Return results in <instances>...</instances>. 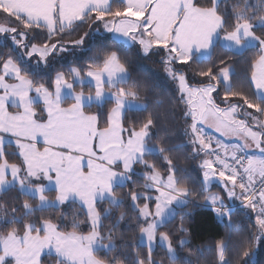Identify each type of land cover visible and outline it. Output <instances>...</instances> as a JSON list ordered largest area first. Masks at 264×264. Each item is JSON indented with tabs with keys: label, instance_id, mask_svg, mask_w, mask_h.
I'll return each mask as SVG.
<instances>
[{
	"label": "snow or ice",
	"instance_id": "snow-or-ice-1",
	"mask_svg": "<svg viewBox=\"0 0 264 264\" xmlns=\"http://www.w3.org/2000/svg\"><path fill=\"white\" fill-rule=\"evenodd\" d=\"M71 4L75 12L72 16L61 17V27H57L54 21L49 22L44 15L27 18L24 27L34 28L35 31L31 36L19 28H0V50L12 45L19 49L21 45L16 39L17 36L27 41L25 48L29 49L26 55L21 52L19 64L11 59L0 60V71L3 73L0 76V112H8V95H17L21 99L19 114L5 115L0 119V183L7 179L9 171L13 177L20 178L21 184L25 179L37 182L41 179L54 181L57 184L56 199L61 206L69 204L75 194L80 199L86 216L85 221L76 224L77 228L84 229L78 233H64L59 224L51 219H42V229L37 228L35 233H32V225H28L29 233L43 235L39 246L28 257L29 264H43V249L53 245L57 257L54 264L61 261H67V264H104L96 259L92 248L96 241L105 238V234L101 232L103 220L111 215V209L101 208L100 205L107 195L113 205L119 203L122 206L124 201H118L115 196L113 181L117 176L126 175L129 183L135 187L132 173L137 169L149 170L143 172L142 187L145 190L128 192L127 204L137 213L133 218L139 221V235L147 236L149 240L167 242L173 256L176 255V250L185 248L190 255L194 239L193 229L191 225L185 226L182 221L184 217H193L196 211L182 213L180 223H176L168 231H161L166 227V217L172 205L179 200L184 205L193 203L198 206L197 209L210 207L217 217H227L232 222L233 210L228 206L227 200L238 199L255 213L257 232L254 242L257 247L264 248V36L257 35V30L264 28V17L257 19L253 15L251 19H242L245 12H258L252 0H247L243 9L238 4L230 6L228 0H179V8L162 31L159 27L160 20L155 15L158 0H134L131 11L139 12V15L131 17L137 22L134 31L105 24L108 33L114 34L118 40L120 37L126 38L129 46H135L142 57L159 55L164 65V80L174 88L183 105L182 118L186 124L182 131L187 139L170 144H157L165 162L162 167L164 171H161V166H157L155 161L145 159L148 154L145 145L155 133L157 120L149 113L139 127H127L122 112L117 110L106 116V125H110L115 133L111 147L118 152V155L109 157L105 155V148L100 146L102 129L100 115L96 113V131L89 132V135L96 159L104 167L95 175L86 164L89 153L82 157L81 167L75 172L62 169L39 157L34 159V153H46L49 147L55 151L64 145H49L47 139L40 140L37 135L29 134L25 126V118L36 120L38 115L33 110V92L36 93L37 102L44 104L41 110L45 117L40 123L53 125L62 107V87L72 86L67 84L64 73L56 72L52 75L57 51L64 53L66 46L59 42L50 44V39L64 27L71 28L84 23L87 7L103 6L102 3L93 4V0H71ZM186 9L191 10L195 18H189ZM0 12H3L2 7ZM128 12L129 8L122 10L124 16ZM181 12H184V17ZM55 15L53 11V17ZM105 15L106 13L98 15L96 22H102ZM120 15L121 12L116 13L117 17ZM229 17L232 20L231 31L227 30ZM217 36L235 46L229 49L233 53L235 49L242 48L246 40L255 41L256 51L253 54L240 53L241 60L250 73L247 88L234 83L235 54L222 57L216 64L201 67L192 75L191 66L196 59L195 53L212 50ZM86 39H89L87 33L70 45L71 48L84 49L74 54L78 60L87 55L88 49L84 47ZM91 42L89 39V44ZM63 58L67 59L66 56ZM21 63L27 66L29 73L36 77L46 76L50 80L46 83L32 81L24 75ZM104 64L107 72H113V69L126 71V66L119 62V56L114 52L106 57ZM72 71L79 76V69L74 68ZM88 75L95 76L97 80L100 78L93 71H89ZM10 79L15 83H6ZM7 89H11V92ZM77 99L82 102L83 97ZM122 105L123 99L118 98L117 109L122 108ZM71 107L78 109L82 107V103ZM6 136L16 138L14 146L17 152L14 155L19 159V164L9 158ZM233 139L235 142H231ZM226 140L230 142L226 143ZM185 144L190 151H183V155L174 162L169 153L183 150ZM196 157H199L200 179L196 183H190L182 173L187 170L188 161H196ZM215 178H219L224 190L212 191V181ZM36 187L41 193L40 198L46 199L44 185L37 183ZM172 214L175 215L174 209ZM126 219V214H119L115 227L124 226ZM49 229L57 233L59 238L49 239L46 235ZM106 235L111 240V233ZM23 239L21 237L22 241ZM65 239L73 242V247L81 251L69 252L62 243ZM172 240H176L175 245L171 244ZM108 247L115 249V241ZM201 247L203 246L197 245V250ZM214 247L218 250V264H228L226 241L221 240ZM243 255L246 259L251 258L250 264H255L256 255L248 251ZM138 264H143V261ZM184 264L189 262L185 259Z\"/></svg>",
	"mask_w": 264,
	"mask_h": 264
},
{
	"label": "trees",
	"instance_id": "trees-1",
	"mask_svg": "<svg viewBox=\"0 0 264 264\" xmlns=\"http://www.w3.org/2000/svg\"><path fill=\"white\" fill-rule=\"evenodd\" d=\"M228 2L230 6L238 4L240 9H243L247 0H228ZM252 2L258 12H245L242 19H251L253 15L257 19L264 17V0H258V3L256 0H252ZM125 8L126 4L123 0H112L111 7L107 12L87 14L84 17V23L71 28H63L60 33L55 34L50 39V44L59 42L64 46L71 45L73 42L81 39L85 33L89 34L96 24L103 23L105 19L115 17L117 12L122 13V10ZM3 12L7 13L5 10ZM104 13H106L104 20L96 22L97 16ZM8 15L14 20V25L20 31L28 33L29 36L35 34L34 28L24 27L26 22L22 18L17 17L13 13H8ZM231 25L232 20L229 17L228 31H231ZM257 35L264 36V28L258 29ZM91 41V44L86 43L88 51L84 59H76L75 53L71 51L60 54L62 62L53 63L54 70L52 75L54 76L56 72L62 71L75 91L92 94L96 91L94 86L76 82L70 68L73 66L78 67L82 74H85L90 69H101L105 65L106 57L113 52L117 53L119 61L126 66L129 72V79L116 87L107 88L115 92L124 89L130 93H135L136 95L133 98L143 104L141 108L126 110L123 117L125 126L139 127L141 121L148 117L149 113L157 120L155 133L147 142L149 146L156 148L157 151L148 153L145 159L155 161L157 166H161V171H164L162 167L165 166V162L157 148V144H170L186 140L187 138L183 135L182 131L185 127V121L182 118L183 105L176 96L174 88L164 80L162 74L164 65L161 63L159 55H152L147 58L142 57L135 46L125 45L107 34L97 36ZM255 51L256 45L248 47L242 52L233 53L224 47L220 41H217L213 46L209 58L195 59L191 66L192 75H195L201 67L216 64L222 57L235 54L236 67L234 71L236 75L233 77L234 83L247 88L250 73L242 62L240 53L251 55ZM65 56L67 59L62 60ZM9 58L17 64L20 63L21 56L13 45L0 50V60H7ZM90 65L91 68L89 67ZM20 67L24 68V75L36 83H46L48 79L50 80L49 77H36L34 74L29 73L27 66L23 63L20 64ZM223 87L224 85L222 84L221 88L223 89ZM71 102L72 100L67 98L64 104L68 105ZM114 105V100L106 99L102 103L86 105L84 110L87 113H99L101 128H105L108 126L106 125V116ZM36 108L38 113L37 119L42 121L45 117V113L41 110L43 107L37 104ZM172 133H175V135H172ZM6 151L9 153L10 159H14L17 164L20 163L19 159L14 155L17 152L15 146L7 144ZM183 151H190L187 144L184 145L183 150L171 152L169 155L173 157L175 162L183 155ZM196 159V161H188V168L182 173L184 178L190 183H196L200 179L199 157H196ZM140 171L139 169L133 171L132 179L135 187L129 181L115 187L114 194L117 196L118 201H124L122 206L119 203L113 205L110 200H103L100 205L101 208L111 209V215L104 217L103 220L101 232L105 234V238L101 240L102 247L96 251L98 258L108 264H138L141 260L143 264H184L185 259L189 264H218V250L214 245L218 244L221 240H225L228 264H250L251 258L246 259L243 255L245 251L256 255L254 258L255 264H264V248L257 247L254 242V235L257 232L255 213L245 205H242L238 199L235 201L227 200L229 205H237L233 209L232 222L227 217H217L210 207L197 209V205L189 203L177 208L175 215L166 221V227L161 231H168V229L174 228L176 223H180L182 213L196 211L193 217H184L182 221L185 226L191 225L193 229L194 239L190 255L187 248L176 250L174 258L169 256L167 249L163 246H158L156 249L149 251L147 245L139 241L140 235L137 228L139 221L133 218L137 216V213L127 204L129 191L139 192L145 190L142 187L144 180L142 178L143 174ZM217 189L224 190L220 184L212 186V191L215 192ZM47 194L53 198L56 195L55 190H49ZM121 213L126 214L127 219L124 226L116 228L115 222ZM42 219H51L53 222L59 224L62 231H84L83 227L77 228L76 224L85 221L86 216L83 207L76 201H71L66 206L50 205L39 207L36 196L24 193L17 186L0 192V224L4 225L5 231H14L21 234L27 230L28 225H32V230H36L37 228H41ZM109 232L111 233V240L106 235ZM112 241L116 243L115 249L108 247ZM171 244L175 245L176 240H172ZM197 245H202L203 247L197 250ZM106 248L107 251L105 250ZM48 258L49 256L43 258V264H49Z\"/></svg>",
	"mask_w": 264,
	"mask_h": 264
},
{
	"label": "crops",
	"instance_id": "crops-1",
	"mask_svg": "<svg viewBox=\"0 0 264 264\" xmlns=\"http://www.w3.org/2000/svg\"><path fill=\"white\" fill-rule=\"evenodd\" d=\"M126 4V8L134 6V0H123ZM112 0H93V4L102 3V7H93L89 6L86 9L85 16L90 13H101L107 12L111 7ZM62 5V6H61ZM0 7L3 8L7 13L0 12L1 17H8L10 19V23L14 24V20L8 15V13H13L17 17L22 18L25 22H27L28 17H39L46 15L49 22H55L56 26L59 27L62 25V16H72L75 12L74 7H72L71 0H0ZM179 8V0H158V4L156 7V18L160 20V30L162 31L165 27H167L168 20L171 19L173 15H175V10ZM53 11H55L56 15L53 17ZM187 11V16L189 18H195L193 12L191 10ZM198 15V14H197ZM181 16L184 17V12H181ZM0 19V21L2 20ZM43 26V24H42ZM67 28V27H64ZM220 41V43L230 49L235 48L234 45L231 44L230 41L222 40L219 36L216 37V41ZM214 43V45H215ZM213 45V46H214ZM254 40H246L242 48L235 49V52H242L246 48L254 46ZM213 49V48H212ZM212 50H202L195 53L197 59H207L210 57ZM10 59V58H9ZM8 60V59H7ZM12 60V59H11ZM14 62V61H13ZM120 62V61H119ZM16 63V62H15ZM121 63V62H120ZM79 69L78 67H71V73L76 82L80 84L92 85L95 88V92L92 94L83 93L75 91L73 86H63L60 92V104L62 107L59 109V117L57 121L53 125H42L40 120H32L31 118H25L26 120V130L29 134L37 135L38 139L43 140L47 139L49 141V145L51 144H61L64 147L53 151L51 147H49L46 153H34L33 158H41L47 162L53 163L62 169L67 171L75 172L77 169L81 167V159L84 157L85 153H89L90 155L86 158V164L90 166L91 172L93 175L96 174L97 171L103 169L104 165L102 162L96 159V154L92 150V142L91 135L89 132L95 133L96 131V122L94 119L93 113H87L84 110L86 105L92 103H102L106 99H112L115 102L114 107L111 109L110 113L114 111H121L122 116L127 109L131 108H141L143 104L133 98V94L124 89H120L118 92L108 89L107 87H116L120 83H124L129 79V72L127 71H117L113 69V72L105 71V65L101 69H90L86 71L85 74H82L79 70V76H77L72 69ZM93 71L94 73L100 76L99 80L95 78V76H89L88 72ZM62 72V71H60ZM59 73V72H57ZM64 73V72H62ZM65 74V73H64ZM3 73H0L2 76ZM66 77V76H65ZM30 79V78H29ZM67 84L72 85L66 78ZM6 83H15L14 80H7ZM122 90V91H121ZM8 92H11V89H7ZM128 95V96H127ZM78 97H83L82 102L77 99ZM33 110L37 112L36 105L39 104L44 107V104L41 102H37L36 93L33 92ZM71 99L72 102L68 105L64 104L65 99ZM118 98L123 99L122 108L117 109V100ZM8 103V112L3 113L0 112V119H3L5 115L10 114H19L21 112V99L17 95H8L7 97ZM82 103V107L78 109H73L72 105H80ZM52 106L51 104L49 105ZM17 119L19 117L17 116ZM101 137H100V146L105 148V155L111 157L118 155L116 149L111 147V142L113 141L115 133L111 129V126L108 125L105 128H101ZM7 144L15 145L16 138L5 137ZM228 142V141H226ZM231 142H235L234 139ZM145 148L148 150V153L157 151L156 148L145 145ZM135 171V170H134ZM149 171L148 169H143L140 173ZM128 177L125 176H117L113 183L115 187L117 185H123L128 182ZM39 183L37 181H33L31 179H25L21 184L19 177H13L11 171L8 173L7 179L0 183V192L6 191L10 187L17 186L24 193L30 194V190L34 188V186ZM53 190L57 196V184L53 183ZM219 183H214L213 185H218ZM212 185V186H213ZM221 185V184H220ZM222 191L221 189H217L215 192ZM107 195H105L104 199H107ZM227 200V198H226ZM237 200V199H236ZM71 201H76L81 205L80 199L73 194ZM235 201V200H230ZM184 204H180L178 206L181 207ZM177 210V207H175Z\"/></svg>",
	"mask_w": 264,
	"mask_h": 264
},
{
	"label": "rangeland",
	"instance_id": "rangeland-1",
	"mask_svg": "<svg viewBox=\"0 0 264 264\" xmlns=\"http://www.w3.org/2000/svg\"><path fill=\"white\" fill-rule=\"evenodd\" d=\"M132 7L131 6L128 7L129 12H128L127 16H124L121 13V15L119 17L115 16V17L110 18V19H105L103 23L96 24L95 27L92 29V31L88 34L89 39L93 40L95 37L103 36L105 34L110 35L111 37L115 38L114 34L108 33L105 30V24L112 26V27H115L117 29H126L129 31H134V29L137 27V22H134L131 19V17H133L135 15H139V12H132L131 11ZM1 18L2 17L0 15V19ZM0 28L11 29V28H18V27L14 24H11L10 19L8 17H4L0 21ZM22 32H24V31H22ZM16 39L20 42L21 47L18 49L15 47V45H13L14 48L19 52L20 56H21V52H23L24 55H26L27 52L29 51V49L25 48V42L26 41L22 40L19 36H17ZM89 39H86L84 42L85 48H86V43L87 44L89 43ZM79 40H77V41H79ZM119 41L125 45H129V42L124 37H120ZM83 50H84L83 48H79V47L71 48L70 45H67L66 51L64 53H66L68 51H71L73 53H77V52L83 51ZM60 54H62V53L58 50L57 55H56V59L53 61V63H61L62 62L60 60L61 59ZM63 59L64 58H62V60ZM185 124H186V122H185ZM226 141H228V140H226ZM228 142H230V141H228ZM228 142H226V143H228ZM53 183H54V181L49 182V181H45L43 179H41L39 181V184L44 185V194L47 197L44 200H42L40 198L41 193L38 190V188L36 187V185L34 186V188H32L30 190V193L37 197V202H38L39 207H45V206H50V205H55V206L61 205L59 203V201L56 199V196H55V198H53L47 194V191L53 190V188H52L53 186H51V185H54ZM214 183H219V184H221V186H223V184L219 180V178H215L212 181V185ZM106 198L107 199H104V201L110 200L109 197H106ZM180 204H182V203L178 200L172 205V208L169 210L168 216L166 217V221H168L170 218L173 217L172 209H174V211L176 212L177 210H175V207L178 208V206ZM4 228H5L4 225L0 224V264H29L28 257L39 246L41 240L43 239V235H41V236L33 235L32 233H35V230H32V233H29L26 230L24 233L19 234V233H16L14 231H5ZM41 229H42V225H41ZM63 232L64 233H78V232H83V231L70 230V231H63ZM46 235L49 239H51L53 237H56L57 239L59 238V235L57 233H55L54 231H52L51 229H49V231L46 233ZM21 237L24 238L23 241L21 240ZM139 241L142 244L147 245L149 251L156 249L158 246H163L167 249L168 254L171 258H174L176 256V255L173 256L170 253L169 245L167 242H161L158 239L157 240H149L147 238V236H141V235L139 237ZM62 243L65 245V247L68 249L69 252L79 253L81 251L79 248H74L73 242H71L68 239H65L64 241H62ZM101 247H102L101 240H98L93 244L92 248H93L94 255L98 261H102V262H104V264H108L105 261L98 258L96 255V251L98 249H100ZM43 253H44V255L42 257V261H43V258L45 256H49V258H48L49 264H54V262H56L57 257H56L55 245H53L52 247L44 248ZM59 264H67V261H61V262H59Z\"/></svg>",
	"mask_w": 264,
	"mask_h": 264
},
{
	"label": "built area",
	"instance_id": "built-area-1",
	"mask_svg": "<svg viewBox=\"0 0 264 264\" xmlns=\"http://www.w3.org/2000/svg\"><path fill=\"white\" fill-rule=\"evenodd\" d=\"M207 131L211 132L210 130L207 129ZM214 134V133H213ZM242 205H244L242 202H241ZM241 204H238V205H241ZM232 210L237 206L236 204L234 205H228Z\"/></svg>",
	"mask_w": 264,
	"mask_h": 264
}]
</instances>
